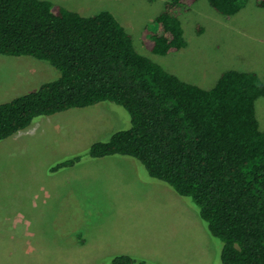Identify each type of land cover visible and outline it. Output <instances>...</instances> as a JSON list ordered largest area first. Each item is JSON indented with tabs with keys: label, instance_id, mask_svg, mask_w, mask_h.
<instances>
[{
	"label": "trees",
	"instance_id": "1",
	"mask_svg": "<svg viewBox=\"0 0 264 264\" xmlns=\"http://www.w3.org/2000/svg\"><path fill=\"white\" fill-rule=\"evenodd\" d=\"M198 0H168L144 31V47L168 55L187 46L181 16ZM229 18L245 0H207ZM264 7V0H257ZM0 55L32 57L59 72L35 90L0 103V141L36 120L111 102L130 126L92 143L84 159L125 157L149 177L189 198L214 240L221 264H264V130L255 102L264 77L223 71L211 89L186 82L139 54L132 36L106 10L86 16L46 0H0ZM219 244V243H218ZM217 245V247H219ZM111 264H146L117 255Z\"/></svg>",
	"mask_w": 264,
	"mask_h": 264
},
{
	"label": "rangeland",
	"instance_id": "2",
	"mask_svg": "<svg viewBox=\"0 0 264 264\" xmlns=\"http://www.w3.org/2000/svg\"><path fill=\"white\" fill-rule=\"evenodd\" d=\"M46 1L86 16L101 10L111 12L132 36L139 54L205 89H211L225 70L254 71L264 77V7H259L257 0H245L242 10L229 18L212 9L207 0H198L181 16L186 48L168 55L153 54L142 43L144 31L154 29V19L168 0ZM58 76L59 72L44 61L0 55V101L35 90ZM255 110L260 130H264V97L256 100ZM129 126L130 118L124 108L103 102L36 120L27 129L0 141V225L13 223L22 213L31 228L29 233L18 232L23 234L20 237H12L11 230L5 234L0 229V239H71L85 237L88 231L102 226L179 224L195 229L192 233L179 232L184 236H180L177 248L182 243L181 252L196 249L194 256L184 254V262L221 264L220 242L208 233L195 204L149 177L144 167L131 158L114 157L123 160L125 168L117 170L113 177L112 192L108 188L98 191L93 184H76L71 197H62L52 211L47 207L48 201L33 204L19 198L22 191L32 190L29 177H63L61 173H50V167L63 158L79 154L85 158L92 143L107 140L115 131ZM84 158L82 163H91ZM85 167L80 164L69 175H82L80 171ZM196 234L199 244L195 242Z\"/></svg>",
	"mask_w": 264,
	"mask_h": 264
},
{
	"label": "crops",
	"instance_id": "3",
	"mask_svg": "<svg viewBox=\"0 0 264 264\" xmlns=\"http://www.w3.org/2000/svg\"><path fill=\"white\" fill-rule=\"evenodd\" d=\"M12 98L0 102L4 103ZM90 162L87 164L80 162L72 168L58 171L57 173L63 174V177L56 175L43 178L29 177L32 182V190L22 191L19 198L31 200L34 202L33 204L48 201L47 207L52 211L53 206L62 197H71L69 195L76 184L85 186L93 184L98 191L108 188V192H112L111 181L118 174L117 170H124L125 162L121 159H114V157L93 159ZM80 164L86 165L80 171L82 175H69ZM113 170L116 171L115 174H112ZM140 208L144 214V208ZM20 214L21 216H16L13 223L0 225V229L5 234L11 230V233H14L12 237L22 236L23 234L20 233H29L31 228L28 227L22 213ZM190 227L191 229L189 226L184 227L179 224L168 227L162 223H143L135 226L127 224L116 225V227H98L88 231L90 233H86L85 237L79 235L77 238L71 239H0V264H102L111 263V259L117 255H128L141 259L146 264H191L183 261L184 254L188 253L194 256L196 249L193 247V249L181 252L182 243L177 248L180 236H184L179 232H194L195 229ZM174 231L178 233L174 234ZM194 236L195 242L199 244L198 234ZM187 239L190 242L192 235L190 234ZM195 257L198 262V256Z\"/></svg>",
	"mask_w": 264,
	"mask_h": 264
}]
</instances>
